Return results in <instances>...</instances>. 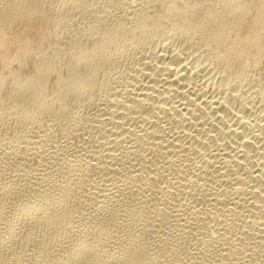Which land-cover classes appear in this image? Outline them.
Instances as JSON below:
<instances>
[{"label":"bare ground","instance_id":"bare-ground-1","mask_svg":"<svg viewBox=\"0 0 264 264\" xmlns=\"http://www.w3.org/2000/svg\"><path fill=\"white\" fill-rule=\"evenodd\" d=\"M0 264H264V0H0Z\"/></svg>","mask_w":264,"mask_h":264}]
</instances>
